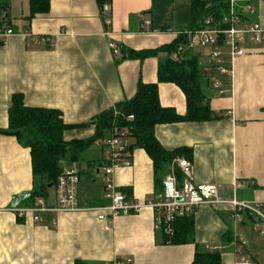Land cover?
<instances>
[{
  "label": "crops",
  "instance_id": "1",
  "mask_svg": "<svg viewBox=\"0 0 264 264\" xmlns=\"http://www.w3.org/2000/svg\"><path fill=\"white\" fill-rule=\"evenodd\" d=\"M248 1L237 0L242 14H246L242 6ZM10 2L15 33L0 44V129L8 127L12 95L22 94L28 106L62 112L64 122L74 125L63 133L66 141L91 137L92 119L132 98L140 78L145 83L158 80L159 62L166 53L116 64L111 42L135 50L156 48L178 38L169 30H185L192 20L190 0L189 6L183 7L180 0H112L106 7L109 17H104L96 0H50L49 11L31 20L26 18L29 0ZM252 2L255 11L251 18L264 27V0ZM246 47L248 52L232 64L225 57L231 75L218 74L208 62L207 50L193 51L211 76V108L225 117L161 124L155 129L164 149H184L189 154L193 182L218 187L224 202L194 210L195 238L202 247L219 250L222 264L237 261L236 235L246 236L244 252L255 264H264V219L246 212L240 222H234L226 202L232 198L264 201V40L246 42ZM211 68L214 71L210 72ZM213 79L222 82V94L213 88ZM159 98L163 106L186 113V96L176 84L160 83ZM83 156L80 167L70 160L63 166L79 172L77 202L81 210L27 212L19 218L11 210L12 200L33 188L30 149L16 137L0 134V264L192 262L195 244L163 243L156 212L146 205L161 190L160 181L171 172L174 160L166 173H155L145 150L135 148L132 165L116 169L113 177L120 189L132 190L133 202L144 205L138 212L101 220L97 211L88 209L108 204L103 141H96ZM84 170L89 176L102 175L97 194L90 191L88 181L81 180ZM44 200L56 202L55 187ZM21 204L17 206L26 207ZM228 229L232 239L223 242Z\"/></svg>",
  "mask_w": 264,
  "mask_h": 264
},
{
  "label": "trees",
  "instance_id": "2",
  "mask_svg": "<svg viewBox=\"0 0 264 264\" xmlns=\"http://www.w3.org/2000/svg\"><path fill=\"white\" fill-rule=\"evenodd\" d=\"M102 9L104 17H109L106 7L112 0H96ZM191 22L187 29L201 28L206 18L222 19L230 9V0H190ZM30 12L27 20L35 15L46 13L50 9V0H29ZM10 0H0V29L11 28L12 25ZM239 16L250 20L251 16L242 14L236 6ZM186 40L179 36L170 44L156 48L135 50L124 45L116 46L114 52L115 63L119 64L127 59L143 61L149 57L158 56L161 52L166 57L161 59L158 66V80L145 83L140 78L134 96L124 99L114 106L97 114L91 122L94 134L86 139L63 138L65 130L74 127L66 124L62 112L54 108L28 106L22 94H13L8 109V127L0 129V134L16 137L18 142L30 149L33 188L21 205L33 206L38 197L48 198L50 189L55 187L59 175L63 171L62 160L79 161L83 154L96 141L106 140L115 129H127L131 138L128 149L130 157L135 148L145 150L153 161L155 173L167 172L169 164L177 157L185 156L190 160L184 149L168 151L159 143L155 129L161 124H170L183 121H208L225 117L222 112L211 108L208 89L211 88V76L201 67L200 57L192 50L179 52V46ZM0 44L3 41L0 40ZM174 83L184 92L187 100V111L179 114L173 107H165L159 98L160 83ZM133 116V118H129ZM91 123H87L89 125ZM81 126V125H78ZM178 178L182 179L179 169L176 170ZM160 181V189L162 187ZM127 198H131L132 190L121 188ZM160 191V190H159ZM158 191V192H159ZM194 211L185 216L178 217L170 224V231L161 227L163 243L169 244H195V254L189 264H222V254L215 248L202 247L195 238ZM20 220V219H19ZM232 239L231 230L223 235V242ZM257 263V262H256ZM258 264V263H257Z\"/></svg>",
  "mask_w": 264,
  "mask_h": 264
},
{
  "label": "built area",
  "instance_id": "3",
  "mask_svg": "<svg viewBox=\"0 0 264 264\" xmlns=\"http://www.w3.org/2000/svg\"><path fill=\"white\" fill-rule=\"evenodd\" d=\"M253 0H249L242 7L247 15L252 16L255 9ZM237 0H230L229 12L220 20L213 17L205 19L201 28L190 30H169L176 37L185 36L186 40L179 46V52L185 50H207L209 64L213 65L218 74H232V68L225 65V57H229L232 64L237 57L245 55L246 42H261L264 40V27L259 21L251 18L245 20L239 16L236 10ZM107 24L110 23L106 19ZM150 21H145L149 24ZM15 31L11 28L0 29V40L6 41ZM110 47L118 52L116 45L111 42ZM213 88L220 94L223 93V85L219 79H213ZM129 118H133L130 116ZM106 148L107 163L104 167L105 199L108 204L100 207L89 208L97 211L98 218L110 220L119 214L138 212L144 204L133 202L121 191L115 183L113 174L116 169L127 168L132 165L130 152L131 138L127 129H115L111 135L103 141ZM182 174L180 180L176 170ZM80 181L79 172L74 168H63L55 185L56 202L46 203L43 197H38L36 203L29 207L13 206L11 210L22 218L27 212L40 211H77L81 210L77 202V185ZM224 202L219 197L218 187L214 184H197L192 180V163L185 157H177L173 161L172 170L162 180L161 190L154 200L146 205L151 206L156 212V227H166L170 231V224L178 217L193 212L201 205L218 204ZM231 207V217L234 222H240L244 213L264 219V201L248 202L232 198L226 201ZM39 220L38 215L35 216ZM247 238L244 235L235 236V252L237 261L235 264H255L252 258L244 252Z\"/></svg>",
  "mask_w": 264,
  "mask_h": 264
},
{
  "label": "rangeland",
  "instance_id": "4",
  "mask_svg": "<svg viewBox=\"0 0 264 264\" xmlns=\"http://www.w3.org/2000/svg\"><path fill=\"white\" fill-rule=\"evenodd\" d=\"M178 4H181V6L183 7V6L189 4V0H180V3H178ZM255 16L256 15L254 14V17ZM212 71H214V70H212V68H211L210 72H212ZM83 157H85V156H83ZM66 161H69V159L67 158V159L62 160L61 165L62 166L66 165L67 164ZM77 162H78V165H77L78 167H80L81 164H83L82 159L77 161ZM101 178H102V175L95 174V173H93L92 176H89L87 173V170H84L83 173L81 174V180L82 181H88L92 185V187H91L92 189H90V191L93 194H97L99 192L98 187H99V185H101Z\"/></svg>",
  "mask_w": 264,
  "mask_h": 264
},
{
  "label": "water",
  "instance_id": "5",
  "mask_svg": "<svg viewBox=\"0 0 264 264\" xmlns=\"http://www.w3.org/2000/svg\"><path fill=\"white\" fill-rule=\"evenodd\" d=\"M28 196H29V192L20 193L19 195H17L16 197L13 198L12 205L17 206L18 203L23 201Z\"/></svg>",
  "mask_w": 264,
  "mask_h": 264
}]
</instances>
